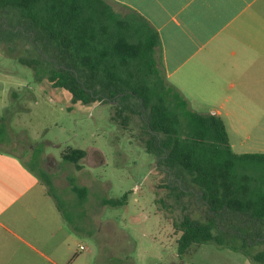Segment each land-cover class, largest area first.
<instances>
[{"label": "trees", "instance_id": "16d2710c", "mask_svg": "<svg viewBox=\"0 0 264 264\" xmlns=\"http://www.w3.org/2000/svg\"><path fill=\"white\" fill-rule=\"evenodd\" d=\"M111 3L0 0V50L30 68L37 83L68 93L69 111L77 104L114 102L113 120L124 130L137 125L147 152L175 179L157 203L191 196L206 209L202 217L174 222L181 233L179 256L192 246L214 244L264 264V153H236L219 115L190 109L167 78L159 32L139 13L118 5L130 11L122 14ZM7 120L0 118L1 135ZM62 157L81 170L87 152L70 149ZM70 182L85 199L87 189ZM128 195L103 205H126Z\"/></svg>", "mask_w": 264, "mask_h": 264}, {"label": "rangeland", "instance_id": "374dc122", "mask_svg": "<svg viewBox=\"0 0 264 264\" xmlns=\"http://www.w3.org/2000/svg\"><path fill=\"white\" fill-rule=\"evenodd\" d=\"M111 4L122 14L130 13ZM70 103L68 93L53 89L46 81L37 83L30 68L0 50V118L11 111L0 138L12 134L14 138H28L31 143L20 142V150L4 147L15 151L53 183V188L47 187L52 197H45L42 210L46 223L49 206L54 216L52 226L55 228V217L65 226L53 241L61 243V264H252L245 255L214 244L192 246L179 256L181 233L174 222L184 215L204 216L203 204L191 196L184 197L182 203L174 198L167 199L166 206L157 203L169 194L167 181L175 179L164 172L157 156L147 152V138L137 125L124 130L113 120L112 106L116 103L77 104L69 111ZM190 109L210 113L191 105ZM258 113L262 121L264 112ZM255 134L258 138L250 141L230 138L234 151L264 153V121ZM29 148L36 149L32 158H28ZM70 149L87 152L81 170L63 161V153ZM72 179L75 185L87 189L85 199L72 189ZM126 193V205H103V200H120ZM81 246L86 250L81 251ZM32 255L34 264H51L39 252Z\"/></svg>", "mask_w": 264, "mask_h": 264}, {"label": "crops", "instance_id": "0c3cea01", "mask_svg": "<svg viewBox=\"0 0 264 264\" xmlns=\"http://www.w3.org/2000/svg\"><path fill=\"white\" fill-rule=\"evenodd\" d=\"M110 2L139 13L159 32L167 78L195 110L219 115L230 138H258L255 129L264 121L258 113L264 112V0ZM24 140L30 142L13 134L0 138V264H34L32 252L61 264V243L53 241L65 226L56 217L52 226L49 206L45 222L47 186L20 155L4 147L19 149ZM26 150L32 158L36 149Z\"/></svg>", "mask_w": 264, "mask_h": 264}, {"label": "built area", "instance_id": "2783aa9c", "mask_svg": "<svg viewBox=\"0 0 264 264\" xmlns=\"http://www.w3.org/2000/svg\"><path fill=\"white\" fill-rule=\"evenodd\" d=\"M80 250H81V251H82V250H86V248L83 247V246H81V247H80Z\"/></svg>", "mask_w": 264, "mask_h": 264}]
</instances>
